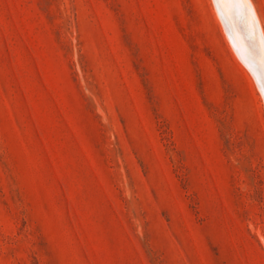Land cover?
I'll list each match as a JSON object with an SVG mask.
<instances>
[{"label": "rangeland", "instance_id": "1", "mask_svg": "<svg viewBox=\"0 0 264 264\" xmlns=\"http://www.w3.org/2000/svg\"><path fill=\"white\" fill-rule=\"evenodd\" d=\"M218 8L0 0V264H264V97Z\"/></svg>", "mask_w": 264, "mask_h": 264}, {"label": "bare ground", "instance_id": "2", "mask_svg": "<svg viewBox=\"0 0 264 264\" xmlns=\"http://www.w3.org/2000/svg\"><path fill=\"white\" fill-rule=\"evenodd\" d=\"M217 1L229 35L240 56L249 62L264 97V23L258 9L253 0ZM242 32L249 39L239 41L237 34Z\"/></svg>", "mask_w": 264, "mask_h": 264}]
</instances>
